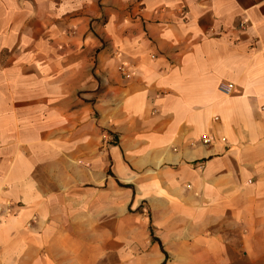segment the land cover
Wrapping results in <instances>:
<instances>
[{"label": "crops", "instance_id": "obj_1", "mask_svg": "<svg viewBox=\"0 0 264 264\" xmlns=\"http://www.w3.org/2000/svg\"><path fill=\"white\" fill-rule=\"evenodd\" d=\"M108 194L264 259V0H0V264H107Z\"/></svg>", "mask_w": 264, "mask_h": 264}, {"label": "rangeland", "instance_id": "obj_2", "mask_svg": "<svg viewBox=\"0 0 264 264\" xmlns=\"http://www.w3.org/2000/svg\"><path fill=\"white\" fill-rule=\"evenodd\" d=\"M106 201L107 264H264V259L244 255L242 236L227 234L233 228L202 227L198 220L181 216L170 202L153 208L140 195L139 204L123 203L119 211L118 194H108ZM115 223L116 231L110 232ZM95 245L91 243L92 249ZM93 257L92 252L91 264H98Z\"/></svg>", "mask_w": 264, "mask_h": 264}, {"label": "built area", "instance_id": "obj_3", "mask_svg": "<svg viewBox=\"0 0 264 264\" xmlns=\"http://www.w3.org/2000/svg\"><path fill=\"white\" fill-rule=\"evenodd\" d=\"M220 89L222 90V91H224V92H227V91H229V86H225V85H222V86H220ZM209 139L208 138H205L204 140H203V142H207Z\"/></svg>", "mask_w": 264, "mask_h": 264}, {"label": "trees", "instance_id": "obj_4", "mask_svg": "<svg viewBox=\"0 0 264 264\" xmlns=\"http://www.w3.org/2000/svg\"><path fill=\"white\" fill-rule=\"evenodd\" d=\"M153 239L157 240L156 238H153ZM163 263H164V262H163Z\"/></svg>", "mask_w": 264, "mask_h": 264}]
</instances>
